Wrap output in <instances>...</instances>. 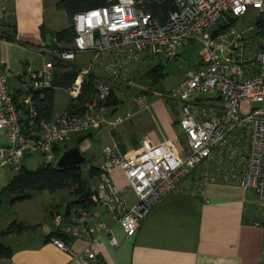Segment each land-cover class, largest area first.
<instances>
[{"label": "built area", "instance_id": "1", "mask_svg": "<svg viewBox=\"0 0 264 264\" xmlns=\"http://www.w3.org/2000/svg\"><path fill=\"white\" fill-rule=\"evenodd\" d=\"M163 1V0H159ZM149 0H106V4L72 16L75 31L67 46L52 38L53 48L35 47L51 57L73 62L77 54H89L86 64L78 66L75 80L68 88L72 104L51 121H43L32 96H23L25 120L20 117L16 99L0 68V130L9 145L0 146V168L20 170L27 154L41 152L45 162L54 159L55 148L66 143L73 133L103 124L115 128L129 114L107 116L103 102L113 84H129L131 67L146 56L176 59L189 41L198 44L199 62L189 67L184 78L162 95L178 103V122L186 138L185 153L174 142L158 144L143 139L140 150L124 157L115 143L102 148L95 180L90 183V203L70 204L65 211L52 215L53 230L64 238L52 236L56 248L71 251L74 239L89 238L95 222L112 246L117 241L97 207L132 236L151 208L173 192L180 181L191 182L195 171L197 183L213 180L209 168L216 158L239 163L237 182L243 189H253L264 199V37L245 36L230 27L212 35L227 15L240 17L250 9L264 11V0H171L172 8L163 16L148 10ZM11 11L0 1V35L2 22ZM53 62L41 69H27L24 80L29 89L52 87ZM97 76L93 95L78 101L82 82ZM136 102L144 107L145 99ZM248 109H243L244 103ZM254 102H260L254 107ZM230 166V165H229ZM229 166L223 167L226 179L233 177ZM119 168L126 184L116 186L109 173ZM133 193L135 200L128 197ZM264 224V223H263ZM77 260L96 261L89 248L72 252Z\"/></svg>", "mask_w": 264, "mask_h": 264}, {"label": "crops", "instance_id": "2", "mask_svg": "<svg viewBox=\"0 0 264 264\" xmlns=\"http://www.w3.org/2000/svg\"><path fill=\"white\" fill-rule=\"evenodd\" d=\"M0 1L11 11V16L2 22V26L4 32L12 37V40L0 38V68L7 77L8 88L16 99L24 123L26 103L23 96H32V90L29 89L30 83L21 76L29 68L41 69L50 60L48 53L35 47H55L52 43L53 34L70 27L72 20L63 9L57 7L60 0ZM188 44L189 42L186 45ZM186 45L179 50L178 57L185 52ZM89 57V54H77L72 63L78 66L86 64ZM150 57L152 56L143 59ZM188 62V67H193L198 64L199 57ZM138 63L130 70V83L117 85L128 88L132 86L135 75L140 78ZM156 65H159L160 72L165 75L162 61L151 67ZM184 75L183 72L177 83ZM141 77L144 78V74ZM140 85L142 87L139 91L131 93L133 108L126 113L129 114L127 120L113 129L103 124L73 133V141L78 136H84L79 145L82 154L87 156L83 167L95 172L89 178V183L95 180L97 166L102 159V148L106 144L115 143L124 157L137 153L143 139H148L153 144L169 140L181 152L185 153L187 150L186 138L178 122V103L160 93L156 95L154 92V95L146 86ZM112 88L117 97L124 95L122 90L117 91L114 84ZM59 92L63 94L60 95ZM50 95L49 108L39 111L40 118L46 122L72 104L68 88L53 87ZM138 95L144 97V107L136 102ZM111 109L112 107H107V116L116 115L117 109L109 114ZM7 145L9 140L5 132L0 130V146ZM89 161L93 163L88 165ZM236 161L227 162L223 158H216L209 168L213 180L208 183L193 181L192 178L197 180L199 176L193 171L189 185L185 186L187 178L180 181L173 192L151 208L135 234L129 237L125 236L121 227L103 209L97 207L101 219L111 228L117 241L116 246L108 242L95 222L90 224L93 228L91 236L74 239L71 251H63L54 246L50 241L51 237H48L53 232L52 215L55 211H65V205L72 199L63 205L57 202L45 206L41 217H28L23 213V216L19 215V219H14L32 225L33 229L21 235L8 236L14 241L10 244L12 252L9 256L1 257L0 264H264V199L255 190L243 189L238 185L237 179L242 169L239 163H234ZM216 165H230L234 176L226 179L223 167L217 171ZM15 174L16 171L10 166L0 168V190ZM109 175L116 186L126 184L121 169L115 168ZM33 197L16 202L31 201ZM128 197L131 202L135 200L131 192ZM87 247L95 253L96 261L73 258L72 252Z\"/></svg>", "mask_w": 264, "mask_h": 264}, {"label": "trees", "instance_id": "3", "mask_svg": "<svg viewBox=\"0 0 264 264\" xmlns=\"http://www.w3.org/2000/svg\"><path fill=\"white\" fill-rule=\"evenodd\" d=\"M106 4V0H60L57 3V7L63 9L70 19L76 13H80L91 8L102 6ZM148 10L156 16L164 15L168 10L172 8L171 0H152L148 2ZM254 10L256 13V19H254L253 33L252 37H264V11L257 9H250L245 14ZM244 14V15H245ZM243 16V15H242ZM240 16V17H242ZM227 18L220 21L214 30H212V35L225 32L231 25L239 18L235 16L227 15ZM3 27V26H2ZM75 36V31L73 25L67 29L55 32L53 37H55L59 42L68 45L71 43L73 37ZM2 39L12 40L8 34L2 31L0 35ZM55 46V45H54ZM50 60L53 62V81L52 87L47 89H36L32 90V100L36 106L38 113L40 109L47 110L51 103V90L53 87H64L69 88L76 78L78 73V65L72 62H66L59 58L51 57ZM145 77L149 79L152 84L159 82L160 78L164 75L160 72L159 65L151 67L145 71ZM97 76L89 74L82 82V91L78 97V101H83L85 98L93 95L95 92V80ZM136 91V89L134 90ZM122 100L118 99L115 89L112 88L109 96L103 102L106 107H112L109 110V114L113 113ZM40 118V115H39ZM41 119V118H40ZM83 132V131H82ZM84 140V136H78L69 144H62L55 148L54 159L50 162H44L35 169H29L24 164H22L20 170L9 180L7 185L0 190V207L3 200L7 197L10 199V203L16 201L31 199L35 193L41 191L56 192L58 190L72 188L71 194L73 199L69 201L64 210L70 204H89L90 203V188H89V178L92 177L94 172L92 169L87 170L86 176L84 177L83 166L68 167L65 169H56L53 166V162L56 156L65 148L71 145L79 146ZM95 173V172H94ZM33 229L32 225L24 224L20 221L13 220L4 229L3 237L0 236V258L9 256L12 252L10 244H8L4 238L11 234L21 235L25 231ZM57 236L64 238V236L57 231H54L48 235V237Z\"/></svg>", "mask_w": 264, "mask_h": 264}, {"label": "rangeland", "instance_id": "4", "mask_svg": "<svg viewBox=\"0 0 264 264\" xmlns=\"http://www.w3.org/2000/svg\"><path fill=\"white\" fill-rule=\"evenodd\" d=\"M254 19H256V13L254 12V10H252L249 13L243 15L242 17H239L231 25V27L236 30L243 31V34L245 36L251 35V33H253L252 31L254 28L253 27ZM192 58L194 59L198 58V44L196 43V41L193 40L189 41V44L186 45L185 47V52L176 59L165 60L160 56H152L150 58L140 60L139 63L137 64V67L140 68L141 70L139 71L140 78L135 75L133 78L132 86L128 88H124V85L119 86L117 84H114L115 87H117V91L122 90V92H124V95L120 94L118 96V98H120V100H122L123 102L117 108L116 115H123L126 114L127 112H131L133 108V99L131 97V93L135 89L139 91L138 89L142 87L140 84L146 86V88L150 90L151 93L154 94L155 92L156 95L157 94L159 95V93L163 94L166 91H168L173 85H175L179 81L182 73L189 68L188 61ZM159 61H162V64L164 65L163 69L165 75L162 79H160L158 83L151 85L147 77L142 78L141 76L142 74H145L144 72L145 70H147L152 65L159 63ZM133 68L134 67H132L131 69ZM59 93L60 95L63 94L62 92ZM260 104H261L260 102H254L252 105L256 107L259 106ZM243 109L245 111L248 109L247 102L244 103ZM71 137L72 138L69 139L66 142V144H69L73 141L75 134H73ZM94 148H96L95 144H94ZM44 162L45 159L43 155L41 154V152H37V151L34 152L33 155L23 159V164L29 169H35ZM92 163L93 162L89 161L88 165ZM82 172L85 177L87 173V169H83ZM71 190L72 188H66V189L58 190L54 193H49L48 191L37 192L34 194L33 200L16 202L14 205L10 203L9 198L5 199L0 207V233L4 231V229L8 226L9 222L12 219L14 218L19 219V215L23 216V213L26 214L28 217H38V216L41 217L42 211L44 210L45 206L47 207L57 202H60L63 205L67 200L73 199ZM4 240L11 245L14 242L8 236H6Z\"/></svg>", "mask_w": 264, "mask_h": 264}, {"label": "water", "instance_id": "5", "mask_svg": "<svg viewBox=\"0 0 264 264\" xmlns=\"http://www.w3.org/2000/svg\"><path fill=\"white\" fill-rule=\"evenodd\" d=\"M87 162V156L83 155L79 146L71 145L63 149L55 158L53 166L56 169H65L68 167L84 166ZM3 235V232L0 233Z\"/></svg>", "mask_w": 264, "mask_h": 264}]
</instances>
